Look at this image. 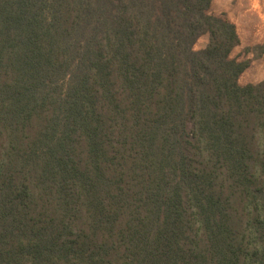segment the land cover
Masks as SVG:
<instances>
[{"label":"trees","instance_id":"obj_1","mask_svg":"<svg viewBox=\"0 0 264 264\" xmlns=\"http://www.w3.org/2000/svg\"><path fill=\"white\" fill-rule=\"evenodd\" d=\"M210 2L0 0V264H264V80Z\"/></svg>","mask_w":264,"mask_h":264},{"label":"rangeland","instance_id":"obj_2","mask_svg":"<svg viewBox=\"0 0 264 264\" xmlns=\"http://www.w3.org/2000/svg\"><path fill=\"white\" fill-rule=\"evenodd\" d=\"M208 13L222 17L235 25L239 43L231 56L247 60L240 74L241 85L264 80V0H211ZM209 33H202L194 43L195 49L205 48Z\"/></svg>","mask_w":264,"mask_h":264}]
</instances>
